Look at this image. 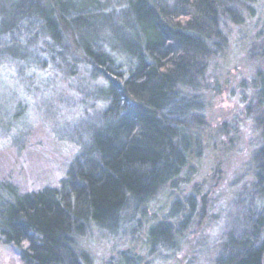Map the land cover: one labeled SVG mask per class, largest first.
<instances>
[{
	"label": "trees",
	"instance_id": "trees-1",
	"mask_svg": "<svg viewBox=\"0 0 264 264\" xmlns=\"http://www.w3.org/2000/svg\"><path fill=\"white\" fill-rule=\"evenodd\" d=\"M257 1L0 0V57L27 68L41 58L61 65L72 40L92 76L105 82L106 101L89 144L57 187L19 193L0 184V244L16 248L21 264H82L74 238L89 226L115 234L129 212L143 217L199 151L204 106L190 92L202 88L210 62L225 49V23L241 24L239 9ZM250 92L247 113L259 132L254 182L247 199L237 200L243 220L215 264H264V69ZM182 207L173 202L170 216ZM174 232L167 222L151 227L150 250L164 249ZM123 256L124 264H137Z\"/></svg>",
	"mask_w": 264,
	"mask_h": 264
},
{
	"label": "rangeland",
	"instance_id": "rangeland-1",
	"mask_svg": "<svg viewBox=\"0 0 264 264\" xmlns=\"http://www.w3.org/2000/svg\"><path fill=\"white\" fill-rule=\"evenodd\" d=\"M239 12L243 22L225 23V49L210 62L202 88L190 92L204 106L199 151L149 203L143 217L129 212L115 234L89 226L75 237L82 264H124L123 254L137 264H215L227 236L240 226L245 206L237 200L247 199L254 182L252 155L258 147L259 132L247 106L251 79L264 69V0ZM103 16L112 17L110 12ZM62 61L58 65L57 59L41 58L27 68L17 59L0 57V184H10L19 193L57 187L89 144L90 131L106 106L101 94L105 82L92 76L72 40ZM188 196L193 211L178 232L189 210ZM175 201L183 207L171 217ZM161 222L175 232L164 249L153 252L148 230ZM0 264H21L17 249L0 244Z\"/></svg>",
	"mask_w": 264,
	"mask_h": 264
}]
</instances>
